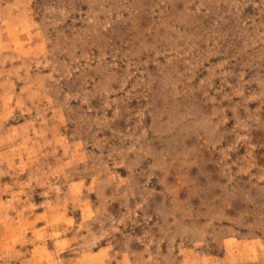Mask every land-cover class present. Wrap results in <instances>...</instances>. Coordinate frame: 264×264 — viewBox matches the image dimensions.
<instances>
[{
  "label": "rangeland",
  "instance_id": "374dc122",
  "mask_svg": "<svg viewBox=\"0 0 264 264\" xmlns=\"http://www.w3.org/2000/svg\"><path fill=\"white\" fill-rule=\"evenodd\" d=\"M0 264H264V0H0Z\"/></svg>",
  "mask_w": 264,
  "mask_h": 264
}]
</instances>
